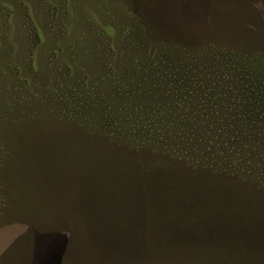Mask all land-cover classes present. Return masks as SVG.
<instances>
[{"label": "rangeland", "instance_id": "1", "mask_svg": "<svg viewBox=\"0 0 264 264\" xmlns=\"http://www.w3.org/2000/svg\"><path fill=\"white\" fill-rule=\"evenodd\" d=\"M0 264H264V0H0Z\"/></svg>", "mask_w": 264, "mask_h": 264}]
</instances>
